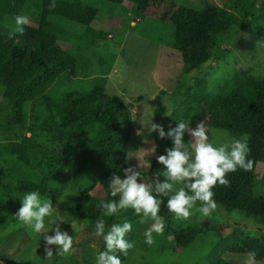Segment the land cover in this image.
<instances>
[{
  "label": "trees",
  "instance_id": "1",
  "mask_svg": "<svg viewBox=\"0 0 264 264\" xmlns=\"http://www.w3.org/2000/svg\"><path fill=\"white\" fill-rule=\"evenodd\" d=\"M103 1L113 6L129 3L136 17H153L169 29L167 43L182 54L184 75L200 69L227 32L246 22L208 2L194 8L172 0ZM250 4L251 12L259 14L261 8L263 14L245 26L264 34V2L260 8ZM99 13L84 0H0V88L10 108L4 121L36 136L28 143L11 144L9 151L19 168L9 172L13 182L8 193H0V224L8 222L6 218L31 194H50L57 184L74 191L73 213L85 222L89 234L99 236L98 250L84 248V264H125L137 245V202L145 207L141 213L154 212L164 222L158 232L164 241L159 250L179 252L196 241L202 228L181 214L192 201L253 215L264 226V76L241 70L216 92L208 91L204 80L186 85L181 93L185 108L174 119V129L155 137L137 135L128 105L109 94L103 80L77 89L90 63L85 66V58L73 48L76 42L67 40L69 27L82 37L90 34L88 46L93 48L104 38L103 31L93 27ZM147 37L164 41L163 35ZM164 110L158 109V119ZM190 127L245 135L247 148L243 154L207 152L199 157ZM136 136L139 149L153 143L162 156L148 158V167L141 159L136 173L140 199L113 188L116 181L130 179L128 149ZM161 165L169 174L158 172ZM1 175L0 169V186L7 189ZM229 252L264 263V236L241 231ZM211 264L232 263L220 256Z\"/></svg>",
  "mask_w": 264,
  "mask_h": 264
},
{
  "label": "rangeland",
  "instance_id": "2",
  "mask_svg": "<svg viewBox=\"0 0 264 264\" xmlns=\"http://www.w3.org/2000/svg\"><path fill=\"white\" fill-rule=\"evenodd\" d=\"M172 1L194 8L208 2L236 13L241 21H246L245 25L255 23L257 16L263 14L260 7L264 2L252 0L255 7L260 8L259 14H256L251 12V0ZM84 2L99 8V17L93 27L103 31L104 38L91 48L88 46L93 39L90 34L82 37L79 30L69 27L67 40L81 47V50L77 45L73 48H77L78 54L85 58V66L90 63L87 77L79 76L81 82L77 83V89L92 87L97 80H103L106 91L119 96L128 105L137 135L143 133L155 137L161 131L174 129V119L185 108L181 104L184 102L181 93L186 85H195L199 80H204L207 90L216 92L226 81L235 79L241 70L264 76V34L254 29L248 30L245 25L231 28L219 42L213 57L200 69L184 75L182 54L167 43L170 31L163 28L157 19L136 17L129 3L113 6L103 0ZM158 31L164 38L161 43L147 37H161L154 34ZM84 68V65L81 66L82 70ZM162 107L165 110L158 119L157 111ZM9 111L0 88V169L7 187L0 186V193H8L13 182L9 172L19 168L9 151L11 144L28 143L36 137L22 125L7 126L4 120ZM190 130L199 157L207 152L243 154L248 145L245 135L231 137L227 131L214 128L190 127ZM180 133L183 135L184 131ZM138 147L136 136L128 149L130 179L127 182L116 181L113 188L140 199L136 173L141 159L148 167V158L162 156L156 152L153 143L144 144L141 149ZM258 171L263 173V165ZM158 172L166 175L170 170L161 165ZM53 187V191L47 195L31 194L17 211L6 218L8 222H1L0 264H84V248L99 249V236L89 234L85 222L72 211L74 191L70 188L63 190L57 184H53ZM99 189V186L95 188L96 191ZM1 205L3 201L0 199ZM136 205L133 237L137 239V245L127 254L125 264H211L220 256L232 264H264L245 254L229 252L241 231L252 236H264V226L253 215L207 204L204 200L192 201L181 214L200 225L202 230L187 249L175 252L168 248L159 250L164 241L158 232L162 231L164 222L154 212L141 213L145 209L142 202ZM95 264L105 263L98 260Z\"/></svg>",
  "mask_w": 264,
  "mask_h": 264
}]
</instances>
